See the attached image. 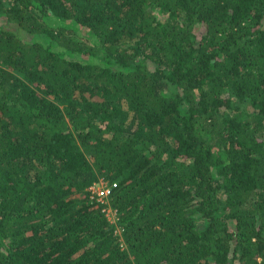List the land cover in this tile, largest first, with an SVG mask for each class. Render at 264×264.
<instances>
[{
  "label": "trees",
  "instance_id": "16d2710c",
  "mask_svg": "<svg viewBox=\"0 0 264 264\" xmlns=\"http://www.w3.org/2000/svg\"><path fill=\"white\" fill-rule=\"evenodd\" d=\"M0 264H264V0H0Z\"/></svg>",
  "mask_w": 264,
  "mask_h": 264
},
{
  "label": "built area",
  "instance_id": "2783aa9c",
  "mask_svg": "<svg viewBox=\"0 0 264 264\" xmlns=\"http://www.w3.org/2000/svg\"><path fill=\"white\" fill-rule=\"evenodd\" d=\"M116 185V181L110 182L109 180H105L102 178L99 181L95 182L93 185H91L92 196L96 197L98 200H105ZM109 210L111 212L116 211L111 209Z\"/></svg>",
  "mask_w": 264,
  "mask_h": 264
},
{
  "label": "rangeland",
  "instance_id": "374dc122",
  "mask_svg": "<svg viewBox=\"0 0 264 264\" xmlns=\"http://www.w3.org/2000/svg\"><path fill=\"white\" fill-rule=\"evenodd\" d=\"M115 211L114 212H109V215H110V217L112 218V219H114L115 218Z\"/></svg>",
  "mask_w": 264,
  "mask_h": 264
}]
</instances>
